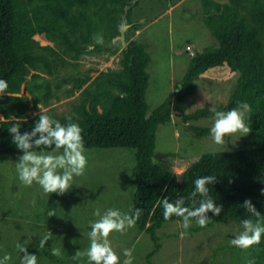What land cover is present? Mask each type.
<instances>
[{
    "label": "trees",
    "instance_id": "16d2710c",
    "mask_svg": "<svg viewBox=\"0 0 264 264\" xmlns=\"http://www.w3.org/2000/svg\"><path fill=\"white\" fill-rule=\"evenodd\" d=\"M198 1L214 44L190 58L173 94L167 95L148 114L145 96L151 57L143 43L130 38L129 32L136 31V26L125 33L120 72L100 71L93 79L74 72L61 75L71 66V61L76 62L90 49L112 52L121 46L122 42H113V39L120 34L125 13L131 23L134 0H0V79L8 83L7 92L0 96V117H3L0 119V157L23 155L12 143L8 129L18 125L21 134H30L38 116L30 118L29 114L38 110V104L46 105L54 98L53 86L60 89L70 84L80 89L86 85L81 92L77 116L68 117L82 129L85 151L128 149L133 152L134 185L129 215L136 209L142 210L134 227L152 242L153 248L145 256L146 264H154L152 258L160 250L158 231L167 223H182L176 216L165 220L159 201L169 199L174 203L184 198L185 207H192L193 200L198 207L201 198L190 195L198 177H217L216 182L208 185L209 195L223 208L218 216L207 213L210 220L205 227L193 219L186 229L188 234L228 222L243 225L249 219L257 226L261 224L260 218H264V195H261L264 189V0ZM36 35H42L53 45H40L34 39ZM222 66L236 75V82L226 103L213 108L226 112L238 102H246L251 109L245 119L250 132L243 133L239 146L206 152L181 175L173 174L153 160L158 127L170 123L177 112L193 135L198 138L210 135L209 127L188 123L212 118L213 108L203 107L186 114L177 104L195 93L202 74ZM68 117L53 115L51 118L66 124ZM53 149L54 146L41 147L35 151L52 152ZM247 200H251L259 218L243 207ZM47 244L36 255L39 261L46 257L51 262L77 264L74 259L53 256ZM38 247L39 243L32 249L28 247V251L34 253ZM255 250L249 264H264V235L255 244Z\"/></svg>",
    "mask_w": 264,
    "mask_h": 264
},
{
    "label": "rangeland",
    "instance_id": "374dc122",
    "mask_svg": "<svg viewBox=\"0 0 264 264\" xmlns=\"http://www.w3.org/2000/svg\"><path fill=\"white\" fill-rule=\"evenodd\" d=\"M134 2L136 4L133 3L131 23L127 19L125 22V33L136 26V31L129 32L130 38L143 43L151 57L147 67L149 85L145 96L150 114L167 95L173 94L190 58L204 47L213 45L214 39L203 22L198 0ZM34 39L43 46L53 45L42 35H36ZM125 44L124 38L121 46L112 52L90 49L88 54L76 62L71 61V66L61 75L74 72L81 77L88 75L93 79L100 71L120 72L121 49ZM187 48H190L192 56ZM235 82L236 75L226 66L210 69L201 75L195 93L177 105L186 114L203 107L224 105ZM84 87L76 89L68 84L56 89L53 86L54 98L46 105H41L45 114L50 117L57 115L59 118L77 116ZM38 111L32 110L29 117H34L33 114ZM176 113L172 115L170 123L158 127L153 160L178 176L202 154L230 150L239 146L244 138L243 133L237 132L225 136L224 143L219 145L213 142L210 135L198 138L186 129ZM188 124L211 128L213 119H201ZM84 154L87 157L84 174L74 177L68 192L63 195L44 193L35 182L31 186L24 185L18 179L15 166L23 155L0 157V264H21L25 254L17 249L18 243L27 247L28 254L40 255L42 248L38 247L32 253L28 247L32 249L49 233L47 247L60 249L61 254L56 256L58 259H74L77 264H88L87 256L83 253L90 245V224L99 219L94 212L99 209L103 215L108 209H113L122 215L129 214L134 185L131 176L133 152L128 149H95L85 151ZM52 210H55V216L49 217L48 213ZM243 230V225L228 222L190 235L182 223H167L158 231L160 250L152 262L249 264L250 255L256 251L255 245L241 249L230 243ZM181 233H184L183 238ZM108 239L120 257V264L125 259V249L132 250L133 264H146L145 256L153 248L148 235L138 232L135 227L123 233L113 232ZM77 251L82 255L74 258ZM6 254L11 256L10 260H5ZM37 264L60 263L51 262L46 257L39 261L37 256Z\"/></svg>",
    "mask_w": 264,
    "mask_h": 264
},
{
    "label": "clouds",
    "instance_id": "9594fccd",
    "mask_svg": "<svg viewBox=\"0 0 264 264\" xmlns=\"http://www.w3.org/2000/svg\"><path fill=\"white\" fill-rule=\"evenodd\" d=\"M8 83L0 79V96L7 92ZM12 96L11 93H8ZM39 111L34 113L38 116L33 131L29 134H21L20 127L13 125L8 129L12 136V143L23 156L15 164L18 173V179L26 186L37 183L44 193L63 195L68 192L74 177L82 176L87 166V157L85 156V147L82 137V129L78 123L71 121L68 117V123L62 124L45 114L42 106L37 105ZM250 106L246 102H238L237 106L230 111L213 112V124L210 128V136L214 143L223 144L224 137L237 132L249 133L250 129L245 123L246 114L250 111ZM3 117H0L2 119ZM52 152H37L38 148H53ZM63 149L62 152L60 150ZM216 176H201L194 180L195 190L190 193L191 197L199 196V206L196 207V201L193 200L192 207L184 206V198L176 200L174 203L169 199L159 201V206L163 208V217L165 220L172 216L181 218L182 227L187 229L191 226L193 219L200 227H205L209 222L207 213L212 212L218 216L223 206H217L214 199L209 195L208 185L216 182ZM261 195H264V189H261ZM243 207L254 217L259 218L260 214L252 206L251 200L245 201ZM142 214L141 209H136L132 215L121 214L118 210L108 209L103 215L97 209L94 215L99 217L90 224L89 232L90 245L83 255L87 256L88 264H120V257L113 250L108 237L113 232H125L126 229L134 227ZM49 217L55 216V210L48 213ZM261 224L254 226L253 220L243 221V231L235 235L230 241L231 245L247 249L255 244H259L261 236L264 235V218ZM50 234H46L39 241V247L44 248L47 244ZM184 233H181L183 238ZM19 252L25 255L21 259V264H37V256L28 254L27 247L18 243L16 245ZM53 256H59L60 249L51 248ZM82 255L77 251L74 258ZM125 257L123 264H133L132 250L123 251ZM10 255H5V260H10Z\"/></svg>",
    "mask_w": 264,
    "mask_h": 264
},
{
    "label": "water",
    "instance_id": "95a60500",
    "mask_svg": "<svg viewBox=\"0 0 264 264\" xmlns=\"http://www.w3.org/2000/svg\"><path fill=\"white\" fill-rule=\"evenodd\" d=\"M126 13L122 16V19H121V27L119 29V36L115 37L113 39V42H115L116 40H119L120 42H123L124 41V38H125V22H126V17H125Z\"/></svg>",
    "mask_w": 264,
    "mask_h": 264
},
{
    "label": "built area",
    "instance_id": "2783aa9c",
    "mask_svg": "<svg viewBox=\"0 0 264 264\" xmlns=\"http://www.w3.org/2000/svg\"><path fill=\"white\" fill-rule=\"evenodd\" d=\"M186 50L188 51L189 55L192 56V52L190 51V48H187Z\"/></svg>",
    "mask_w": 264,
    "mask_h": 264
}]
</instances>
